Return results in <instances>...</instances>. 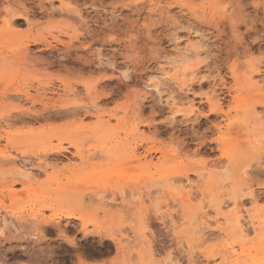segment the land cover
I'll use <instances>...</instances> for the list:
<instances>
[{"label": "rangeland", "instance_id": "obj_1", "mask_svg": "<svg viewBox=\"0 0 264 264\" xmlns=\"http://www.w3.org/2000/svg\"><path fill=\"white\" fill-rule=\"evenodd\" d=\"M186 54L204 83L175 74ZM262 68L264 0H0V96L22 99L0 100V139L40 176L0 162V264H264Z\"/></svg>", "mask_w": 264, "mask_h": 264}, {"label": "bare ground", "instance_id": "obj_2", "mask_svg": "<svg viewBox=\"0 0 264 264\" xmlns=\"http://www.w3.org/2000/svg\"><path fill=\"white\" fill-rule=\"evenodd\" d=\"M50 4V3H49ZM55 6V5H54ZM53 6V7H54ZM163 7V6H162ZM63 8V7H62ZM60 11V10H59ZM57 15V14H56ZM60 15V14H59ZM11 17V16H10ZM52 17V16H51ZM11 27H13V24H12V22L10 23V22H7L6 23V31H9V29L11 28ZM189 54H191V52L189 53ZM198 54V53H197ZM185 55V54H184ZM192 56L193 55H195V54H191ZM183 56V55H182ZM198 57V56H197ZM183 58V57H182ZM180 59H181V57H180ZM179 60V59H178ZM174 62H177V61H174ZM191 58H188L187 57V54H186V56H184V58L183 59H181L180 61H178V63H177V65H174V69H177V71L175 72V74H178L177 76H179V78L181 77V78H183V79H187V77L189 78V79H191L190 81L192 82V80L195 82V80L196 79H194L193 77L195 76V74H196V71L197 70H199V69H196V70H193L192 71V69H191ZM174 64V63H173ZM176 64V63H175ZM162 65V64H161ZM261 65V64H260ZM260 65H257L259 68H260ZM262 67V66H261ZM248 69V68H247ZM171 70H173V69H171ZM125 71V70H124ZM161 71H163V69L161 70ZM166 70H164L163 72H165ZM257 71V73H258V70H256ZM127 72H128V70H127ZM169 71H167V72H165V74L168 76L169 75ZM197 73H198V71H197ZM256 73V72H255ZM247 74V73H246ZM157 75V74H156ZM198 74H196V76H197ZM122 76H124V75H122ZM126 76V75H125ZM148 76H150V75H148ZM153 76H155V75H153ZM158 76V75H157ZM161 76V75H160ZM174 76V75H173ZM195 76V78H197L198 79V77H196ZM199 76V75H198ZM202 76V75H201ZM252 76H254V75H252ZM252 76H251V78H252ZM127 77V76H126ZM191 77V78H190ZM154 78V77H153ZM162 78H163V76H162ZM178 78V79H179ZM205 78V77H204ZM201 79V80H200ZM248 79V78H247ZM250 79V78H249ZM254 79H256L257 80V84L258 83H261L262 82V84H264L263 83V81H264V68H262V70L260 71V74H258V75H256V78H253L252 80H254ZM205 80V79H204ZM251 80V81H252ZM255 80V81H256ZM149 81V80H148ZM189 81V82H190ZM198 81H199V84L200 83H204V81H203V77H199V79H198ZM198 81H196V82H198ZM203 81V82H202ZM186 82H188V81H186ZM193 82V85L195 84ZM180 83V82H179ZM256 83V82H255ZM155 84V83H154ZM256 84V85H257ZM161 85V84H160ZM259 85V84H258ZM261 85V84H260ZM184 87H185V85H183ZM182 86V87H183ZM189 86L191 87V83H189ZM189 86H187L186 85V89H187V87H189ZM200 86H202V85H200ZM204 86V85H203ZM189 87V88H190ZM263 87H264V85H263ZM36 88V87H35ZM152 88V87H151ZM155 88V87H154ZM192 88V87H191ZM262 88V87H261ZM157 89V88H156ZM185 89V88H184ZM203 88H201V90H202ZM258 89H260V87L258 88ZM264 89V88H263ZM191 90V89H190ZM50 91V89H49V87L48 88H46V87H44V88H36L35 89V92H37V93H43L44 94V96H47L48 95V92ZM64 91H66V90H64ZM193 91V90H192ZM200 91V90H199ZM54 92V91H53ZM63 92V91H62ZM66 93H68V92H66ZM63 94V93H62ZM192 94V93H191ZM65 95V94H64ZM61 96V95H60ZM11 97H13V96H10V95H5V96H3V97H1L0 96V100H8V99H10ZM27 97V102L29 101V102H32V104H33V107L35 106L36 107V104L38 103V102H36V101H33L31 98H29V95H27L26 96ZM214 97H216V96H214ZM213 96L212 97H209L207 100H209L210 101V104L211 103H216L217 105H219L220 107H222L223 106V103H222V101H220L219 99L218 100H216L215 98H214ZM14 99H16V100H22L21 99V96H14L13 97ZM46 100V99H45ZM56 100V99H55ZM176 100V99H175ZM175 100H173V101H175ZM191 100H193V99H191ZM191 100H189V103H190V101ZM204 100V99H203ZM246 99L245 98H243V99H241L240 101L242 102V101H245ZM177 101V100H176ZM181 101V100H180ZM187 101V100H186ZM185 101V102H186ZM43 102V101H42ZM193 103H194V100L192 101ZM207 102V101H206ZM246 102V101H245ZM40 103V102H39ZM45 103V102H44ZM177 103V104H176ZM176 103H174V105L175 106H173V107H176V110L174 109V112H173V109H172V116H171V118L172 117H174V118H177V117H175L176 115H178V114H180L181 112H182V110H181V108H185L184 106V104L183 103H181V102H176ZM188 103V104H189ZM193 103H191V106H196V104H194V105H192ZM196 103V102H195ZM42 104V103H41ZM187 104V103H186ZM213 105V104H212ZM190 106V107H191ZM219 106H218V108H219ZM187 107V106H186ZM190 107H188V110L187 111H189V113L190 114H192L194 117L196 116V115H194V113L195 114H197L196 112H199V111H197L199 108L197 107V109L196 108H194V109H196V110H194L193 109V107H192V109L190 108ZM241 107V106H240ZM244 107V106H243ZM242 107V108H243ZM190 108V109H189ZM203 108V107H202ZM239 108V107H238ZM93 109H95L96 111H98L99 109H100V107L98 108L97 106H94L93 107ZM201 109V108H200ZM199 109V110H200ZM95 110H92V111H95ZM184 110V109H183ZM224 110V108L222 109V111ZM30 111H32V109L30 110ZM254 111V113L256 112V111H258V110H253ZM188 113V112H187ZM98 114V113H97ZM103 114V113H102ZM224 115L226 114V112L225 113H223ZM257 114V113H256ZM103 115H105V114H103ZM77 116V115H76ZM79 116V115H78ZM100 116H101V114H100ZM115 116V115H114ZM97 117V116H96ZM103 117V116H102ZM105 117V116H104ZM100 118V117H99ZM109 118H110V116H109ZM112 118H114L113 116H112ZM170 118V119H171ZM173 118V119H174ZM227 118H228V116H227ZM87 119V118H86ZM111 119V118H110ZM172 119V121H174ZM231 119V118H230ZM177 119H175V121H176ZM171 121V122H172ZM4 122V121H3ZM226 124V128H229V127H231V124H230V120H226V121H224ZM10 123H13V122H10ZM175 124V123H174ZM135 129H137V128H135ZM16 136V138H17V136H18V133H10V132H5V135L2 137L1 136V138L2 139H0V146L2 145V141H4V143H6V144H4V148L3 149H1L0 148V162H1V160H3L7 165L8 164H11V165H14V167L16 168V170H14V172H13V175L15 176H21V177H24V178H26V179H28V182H29V187L32 189V191H36V190H34L33 189V186H34V183L35 182H37L38 181V177H40L39 176V171L37 172V173H34L32 170V172H30V170L28 169H25L27 166H25L24 167V165H22L23 167H21V163L19 164V162H18V158H19V156L20 155H24L25 154V152H23V151H18L17 149H15L14 147H12V138L13 137H15ZM263 142H264V140H263ZM226 153H227V151H226ZM225 153V154H226ZM20 154V155H19ZM38 158V157H37ZM23 159V158H22ZM136 160V159H135ZM3 161H2V163H3ZM20 161V160H19ZM30 160H28V162H29ZM21 162V161H20ZM22 162H23V160H22ZM26 163H27V161H26ZM25 163V164H26ZM4 164V163H3ZM223 164L225 165V162H223L222 164H221V162H219V163H216V164H210V166L209 165H206L205 166V169L206 170H208V172H210L211 174H216V173H219L222 169H225L226 168V166H225V168H223ZM6 165V166H7ZM31 165V164H30ZM41 166V165H40ZM203 166V165H202ZM44 167V166H43ZM47 167V166H46ZM144 167V166H143ZM147 167V166H146ZM28 168V167H27ZM32 168V167H31ZM46 170H47V168H45ZM228 171H230L229 170V168H226ZM250 169V166H246V168L244 169V171H243V174H246V176L248 175V170ZM42 173V172H41ZM151 173V172H150ZM204 173V172H203ZM160 174H161V172L158 170L157 171V174L156 175H152V174H150V176L149 177H151V178H153V177H156V176H160ZM11 176H12V174H10ZM42 175V174H41ZM202 176H204V174H202L201 173V171H200V173H199V177H202ZM228 176H229V174H228ZM226 177V176H225ZM146 178V177H145ZM148 178V177H147ZM146 178V179H147ZM149 179V178H148ZM67 180H69V179H67ZM200 180V179H199ZM69 182V181H68ZM243 184V183H242ZM37 186H39V185H35V187H37ZM152 186L153 187H158L159 186V182L158 181H156V182H153L152 183ZM195 188H196V186H193V185H190L189 186V191H188V194L189 195H191L192 193H194V190H195ZM239 188V187H238ZM252 188V186L250 187V189H248V190H252L251 189ZM36 189V188H35ZM222 189V188H221ZM238 190H240L241 192H242V190H243V187H241V188H239ZM5 192H8V194L10 195V196H14L15 194L13 193V188L11 187V188H8ZM158 192V190H156V193ZM239 192V191H238ZM238 192H237V194H238ZM256 192V191H255ZM124 193V191L122 190V191H120V194H123ZM253 192L251 191V193H248L249 194V196H251V197H253V195H254V193L252 194ZM7 194V193H6ZM5 194V195H6ZM152 194H153V192H151V193H147V197L149 198V199H151L152 198ZM240 195V193L238 194V196ZM6 196H8V195H6ZM246 196V195H245ZM245 196H241V198L243 197H245ZM255 197V196H254ZM240 198V197H239ZM190 200L192 199V198H189ZM251 199V198H250ZM250 199H249V201H250ZM252 201H259L260 199L257 197V199L255 198H253V199H251ZM247 203V202H246ZM253 203V202H252ZM236 205V206H235ZM235 210H236V219H235V222L234 223H236L235 225H237V227H238V229H237V233H240L241 234V236H243L244 238H246V237H248V235H249V233H248V229H249V227L247 228V226H246V224H248L247 222H249V221H247V217H248V215H247V213H248V211L247 210H245V204H244V201H236L235 202ZM253 205V204H252ZM261 205V204H260ZM249 206V205H248ZM250 213V212H249ZM255 214V213H254ZM7 215V214H6ZM5 215V216H6ZM8 216V215H7ZM6 216V217H7ZM204 216H205V218H204ZM204 216H203V219L205 220V224H206V226L207 225H211V220H210V216H208L207 214H205V212H204ZM247 216V217H246ZM252 216V215H251ZM198 217H199V214H197V215H193V217L191 218V225H190V227L187 229V231L189 232V233H191V234H200V233H202V232H204L205 231V229H206V226H205V229H203V230H198V225L195 227V225L197 224V220H198ZM210 217V218H209ZM216 217H219V216H216ZM255 217V216H254ZM4 219H6L5 217H4ZM9 219V218H8ZM201 219H202V217H201ZM221 219V218H220ZM181 220V219H180ZM224 219H222V221H223ZM247 221V222H246ZM218 222H220V220L219 219H217L216 221H215V223H218ZM214 223V222H213ZM225 224H227L226 222H224ZM253 223V222H252ZM264 223V222H263ZM168 224H169V226L170 227H173V226H175L176 225V223H175V220H174V218L172 217L170 220H169V222H168ZM250 224V223H249ZM248 224V225H249ZM220 225H222V223L220 222ZM253 225V224H252ZM223 226V225H222ZM226 226L227 225H225V227H222L223 229H226ZM250 226V225H249ZM218 227V226H217ZM220 227V226H219ZM185 228V227H184ZM255 228V227H254ZM252 229V228H251ZM257 229V228H256ZM251 231V230H250ZM212 234V233H211ZM214 234V233H213ZM127 235L128 234H125V233H121L119 236H118V238L117 237H114V242H116V244H117V242L119 243V241L120 240H122V239H124V238H126L127 237ZM217 235V234H216ZM203 237H204V240L205 241H210V240H212L214 237L213 236H211V235H209V236H207V233H206V235L204 234V235H202ZM201 236V237H202ZM203 237H202V239H203ZM201 239V241H204V240H202ZM215 239V238H214ZM122 241H120V243H121ZM115 244V243H114ZM122 244V243H121ZM120 244V245H121ZM200 246V245H199ZM202 246V245H201ZM196 247V246H195ZM228 247H230L229 245H228ZM197 248V247H196ZM195 249V248H194ZM228 249V248H227ZM213 250H214V248H212L211 249V251H212V254L214 253L213 252ZM192 251L194 252V250L192 249ZM210 251V252H211ZM196 253V252H195ZM210 254V253H209ZM211 254V255H212ZM217 253H215V255H213L214 257H216L217 255H216ZM210 257H212V256H210ZM214 257H212L213 259H215ZM201 258V257H200ZM209 258V257H208ZM195 260H196V258H194ZM210 259V258H209ZM212 259V260H213ZM223 259V258H222ZM194 260V261H195ZM212 260H209V261H212ZM205 262H208L207 260L205 261ZM213 262V261H212ZM222 262H224V261H222ZM193 264V263H192ZM194 264H203V261H199V259L198 260H196L195 261V263ZM205 264V263H204ZM209 264H211V262H209Z\"/></svg>", "mask_w": 264, "mask_h": 264}]
</instances>
